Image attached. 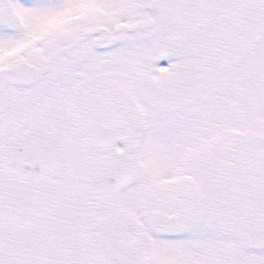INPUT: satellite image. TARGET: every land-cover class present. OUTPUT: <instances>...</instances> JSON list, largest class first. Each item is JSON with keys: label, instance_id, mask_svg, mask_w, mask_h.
Listing matches in <instances>:
<instances>
[{"label": "snow or ice", "instance_id": "1", "mask_svg": "<svg viewBox=\"0 0 264 264\" xmlns=\"http://www.w3.org/2000/svg\"><path fill=\"white\" fill-rule=\"evenodd\" d=\"M0 264H264V0H0Z\"/></svg>", "mask_w": 264, "mask_h": 264}]
</instances>
